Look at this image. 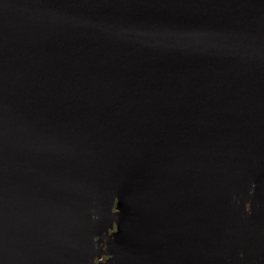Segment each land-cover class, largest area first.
<instances>
[{"label": "water", "instance_id": "water-1", "mask_svg": "<svg viewBox=\"0 0 264 264\" xmlns=\"http://www.w3.org/2000/svg\"><path fill=\"white\" fill-rule=\"evenodd\" d=\"M0 264H264V0H0Z\"/></svg>", "mask_w": 264, "mask_h": 264}]
</instances>
